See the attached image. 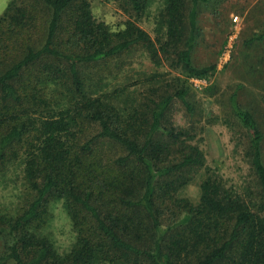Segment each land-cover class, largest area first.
I'll return each instance as SVG.
<instances>
[{
  "label": "trees",
  "instance_id": "obj_1",
  "mask_svg": "<svg viewBox=\"0 0 264 264\" xmlns=\"http://www.w3.org/2000/svg\"><path fill=\"white\" fill-rule=\"evenodd\" d=\"M149 1L128 4L144 11ZM208 1L190 0L188 12L187 0H165L163 34L156 39L133 22L110 30L93 16L90 0H33L0 16V175L21 152L24 179L34 192L19 212L0 215L5 260L264 264V134L238 94L231 108L249 138L255 177L240 188L229 186L188 143L186 129L173 125L175 99L193 109L186 86L163 81L126 109L87 90L83 74L92 62L140 46L156 66L167 62L189 76L209 77L216 66L193 61L196 6ZM254 38H264V30ZM163 75L155 72L151 80ZM103 142L122 154L106 153ZM202 169L198 202L180 197ZM54 198L65 199L77 231L64 255L38 234Z\"/></svg>",
  "mask_w": 264,
  "mask_h": 264
},
{
  "label": "rangeland",
  "instance_id": "obj_2",
  "mask_svg": "<svg viewBox=\"0 0 264 264\" xmlns=\"http://www.w3.org/2000/svg\"><path fill=\"white\" fill-rule=\"evenodd\" d=\"M32 1L0 0V16L8 10L12 12L16 5ZM187 1L189 12L193 5ZM90 2L93 16L112 31L133 22L154 39L163 34L160 22L165 0H150L144 11L134 10L128 0ZM196 11L193 61L197 67L215 65L216 70L209 77L189 76L167 62L156 66L144 48L135 46L121 56L83 67L86 88L95 95H108L107 100L130 109L143 101L151 88L161 87L163 81L183 84L189 90L188 100L193 109L188 111L175 99L169 111L173 125L186 129L188 143L201 149L207 163L229 186L251 185L255 177L246 153L249 138L232 112L230 99L234 92L238 94L239 102L253 113L264 134V38H254L264 30V0H209L199 3ZM155 72L164 75L151 80ZM160 87L158 94L164 92ZM103 149L106 153L122 154L120 147L105 142ZM22 159L20 152V157L0 175V215L19 212L34 197L24 179ZM203 171L178 191L180 197L198 202ZM48 209L47 222L38 234L47 237L64 255L77 241L72 216L65 199H52ZM5 252L6 241L0 236V264H14L4 259Z\"/></svg>",
  "mask_w": 264,
  "mask_h": 264
}]
</instances>
